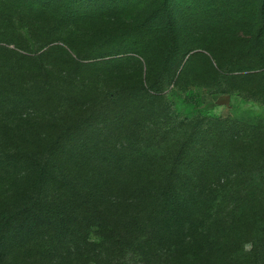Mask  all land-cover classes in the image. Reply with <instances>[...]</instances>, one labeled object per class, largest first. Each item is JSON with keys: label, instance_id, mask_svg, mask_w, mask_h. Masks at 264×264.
I'll return each instance as SVG.
<instances>
[{"label": "trees", "instance_id": "trees-1", "mask_svg": "<svg viewBox=\"0 0 264 264\" xmlns=\"http://www.w3.org/2000/svg\"><path fill=\"white\" fill-rule=\"evenodd\" d=\"M244 19L264 0H0V264H264V122L181 95L264 103Z\"/></svg>", "mask_w": 264, "mask_h": 264}, {"label": "rangeland", "instance_id": "rangeland-1", "mask_svg": "<svg viewBox=\"0 0 264 264\" xmlns=\"http://www.w3.org/2000/svg\"><path fill=\"white\" fill-rule=\"evenodd\" d=\"M123 10H126V8ZM137 10H143V8H139ZM248 10L251 11L253 9L248 7L244 11L247 12ZM131 13L128 14V17H123V19L120 16H116L115 19L111 21H107V20L102 21L101 19L95 18V19L87 20L86 21L87 23L84 22L82 23V25L84 27H91L94 29H101V28L111 29L116 26H121L123 24L130 23L134 19L142 16V13H140L139 11H135V14H131ZM245 20L246 19H244V21H242L244 23L239 25L238 27L230 28L228 32L229 37H227L226 42L231 44L234 43L235 40H238V41H243L244 45H249L252 42H255L260 47L261 50L264 49V26L260 27L258 24L255 23L254 20L251 21H249V19H247L246 21ZM179 25L182 26V24ZM180 26L178 27L181 32ZM259 29L261 30L258 32ZM241 30H243V32H241ZM193 37L195 36L193 35ZM0 39L2 38L0 37ZM215 40H219V38ZM9 48H12V46H10ZM220 53L222 54L223 58L231 59L232 57V55H228L222 50ZM202 65L203 64H199L195 62V60L193 61V63L190 64L188 68L189 70L188 74L191 80L193 78L197 80L199 74L200 75L204 74L202 77L204 78L206 72H204L205 68ZM198 80H199L198 82H200V86L204 84L200 79ZM204 82H208L207 79H205ZM184 84L185 87L181 95L188 94L190 96L193 95L194 97H196L197 102L195 104L199 105L198 109L207 118H215V119L226 118L228 119L230 125L236 124L242 127H244V124L253 125L258 121L264 122V103L261 104V103H257L256 101H250L248 98L244 97L242 93L240 94L239 92L233 91L232 89L230 94H222L218 92L217 89H212L211 87L187 88L186 83ZM235 84H233L232 87L230 85V87L235 88L238 91H239L238 88H243L244 90H246V87L248 86V85L246 86L239 85L237 84V82H235ZM172 100L174 101V103L177 104V106L180 104L179 96L175 99L173 98ZM252 135L253 134L250 131L249 132L245 131V135H244L245 144L252 146L255 145L256 140L252 138Z\"/></svg>", "mask_w": 264, "mask_h": 264}]
</instances>
